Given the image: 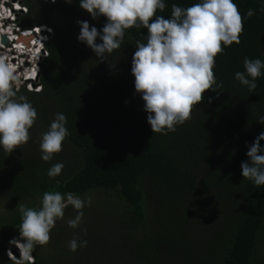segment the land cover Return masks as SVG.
Segmentation results:
<instances>
[{
  "label": "trees",
  "instance_id": "16d2710c",
  "mask_svg": "<svg viewBox=\"0 0 264 264\" xmlns=\"http://www.w3.org/2000/svg\"><path fill=\"white\" fill-rule=\"evenodd\" d=\"M17 2L27 10L17 13L18 28L48 25L52 37L40 64L41 92L20 90L38 112L31 139L9 156L0 150V264H21L7 256L9 241L18 236L16 209L19 204L39 207L45 191L81 197L112 192L122 221L111 219L105 199L84 209L76 238L88 244L73 253L64 242L67 222L58 220L54 241L48 242L54 255L43 257L36 247L35 264H264V186L240 174L246 145L264 130L256 122L264 115V77L257 79L253 93L233 78L243 71L244 57L264 60V13L246 19L240 44L217 55L214 72L223 87L207 90L190 120L161 135L151 132L130 74L134 47L145 40L146 30H126L120 49L98 62L77 41L76 21L87 20L99 30L103 17L93 21L77 0L70 5L63 0ZM195 2L165 0V10L157 14L168 17L171 4ZM234 2L242 17L260 7L258 0ZM57 112L65 114L70 135L62 151L44 162L40 133ZM56 162H63L62 173L49 179L47 169ZM70 212L71 206L64 218ZM119 223L125 225L122 235Z\"/></svg>",
  "mask_w": 264,
  "mask_h": 264
},
{
  "label": "clouds",
  "instance_id": "9594fccd",
  "mask_svg": "<svg viewBox=\"0 0 264 264\" xmlns=\"http://www.w3.org/2000/svg\"><path fill=\"white\" fill-rule=\"evenodd\" d=\"M11 7L0 8L1 29L15 33L6 34L8 44H2L0 32V150L6 156L20 146L27 144L30 130L37 123L38 112L26 95L20 90L41 92L40 83H35L40 75L36 60L47 53L43 43L33 47L37 35L29 43L19 44L18 37L24 36L17 27L15 14L27 10L17 2L8 0ZM53 3L56 0H52ZM72 4L73 0H63ZM78 7L95 21L103 17L105 22L97 29L87 20H77L79 32L76 37L95 55L98 62L106 61V55L120 49L125 32L131 28L146 30L145 40L137 41L131 56L130 74L134 78V92L143 101L146 122L152 133L167 135L177 130L191 119L193 107L201 102L207 90L216 92L223 87L217 81L214 68L217 55L233 44H240L244 31V21L256 12L264 13V0H258L260 7L255 11L248 9L242 17L234 0H196L187 7L173 3L170 16L158 15L166 8L165 0H77ZM10 13L12 16L10 17ZM5 15V16H4ZM44 26H39L42 28ZM0 29V31H1ZM19 29V30H18ZM10 32V31H9ZM48 32V31H47ZM17 37V38H16ZM99 41V42H97ZM47 42V41H46ZM39 44L41 46H39ZM40 47V48H39ZM33 50V53H31ZM38 57L35 60L34 54ZM264 55V52L261 53ZM47 56V55H46ZM44 58V57H43ZM110 64V66H112ZM264 77V60L260 58L243 59V71H236L234 80L249 93L257 88V79ZM38 86H33V84ZM257 123L264 125V115L257 117ZM64 113L53 114L46 131L40 133V159L49 162L54 154L62 151L63 142L70 135ZM264 130L260 131L246 145L247 161L240 163L243 179L257 187L264 186ZM64 168L63 162L51 164L46 175L49 179L58 177ZM87 199L72 192L45 191L39 198V207L33 208L19 204L20 214L18 236L9 243L8 250L20 255L8 258L23 264H35L33 250L47 245L50 234L58 220L63 219L64 210L71 206L76 215L67 221L68 227L76 229L83 222V209L89 205ZM86 239L74 237L67 243L68 250L75 253L78 248L87 247ZM15 246L16 250L13 249ZM7 252V253H8ZM18 253V252H17ZM20 257V258H19Z\"/></svg>",
  "mask_w": 264,
  "mask_h": 264
},
{
  "label": "rangeland",
  "instance_id": "374dc122",
  "mask_svg": "<svg viewBox=\"0 0 264 264\" xmlns=\"http://www.w3.org/2000/svg\"><path fill=\"white\" fill-rule=\"evenodd\" d=\"M7 2H8V0H0V8L2 7V11H4L5 12V10L3 9V8H6V9H9L12 5H11V2L10 3H8L7 4ZM44 2L45 3H50V4H52L53 2H52V0H44ZM22 14H26V12L24 11V12H21ZM5 16V15H4ZM15 16H16V18L18 19L19 18V16H18V14H15ZM0 18L2 19L3 18V16H0ZM19 20V19H18ZM17 20V21H18ZM39 26H41V25H38L37 27H33L32 29H30V30H25V31H23V34L25 35L26 33H28V32H33V30L34 31H38V30H42V28H38ZM18 27V26H17ZM43 31H42V34L41 35H39L40 33H37V35H39L38 37H36V39H35V37H34V39L36 40L35 41V43H33L32 45V49H33V47L35 48V47H37V45H38V43H40L41 41H44V39H45V42H41V45H42V43H43V47H45V50H46V41H49L50 40V38L52 37V30H51V28L48 26V25H44V27H43ZM19 30V29H18ZM6 31H8V29L6 30ZM48 31V32H47ZM33 37V36H32ZM31 37V38H32ZM44 38V39H43ZM33 39V40H34ZM40 44H39V46H41ZM40 48V47H39ZM47 51V50H46ZM31 53H33V50H31ZM47 55V56H46ZM44 57V58H43ZM48 57V52L47 53H45L44 52V54H43V56H41L40 57V59L39 60H36V64H37V69L40 67V64L43 62V60L45 59V58H47ZM35 83H39V81H38V79H37V81L35 82ZM33 84V86H38L37 84ZM82 199H87L90 203H89V205L88 206H86L84 209H87V208H89V207H91V206H93V205H95V204H97V203H99L100 201H102L103 199H105V202L107 201V203L109 204V207L111 208L110 209V211H109V215H110V217H111V219L112 220H120V222L122 221V217H121V214H122V212H119L120 211V209H117L118 208V206L116 205V204H118V199L116 198V195L115 194H113L112 192H93V193H91V194H88V195H86V196H84V197H81ZM102 203V202H101ZM3 205H4V203H0V212L3 210ZM83 209V210H84ZM70 214V216H68V217H63V219L64 220H66V222L69 220V219H71V218H73L75 215H76V212L73 210V213L72 212H70L69 213ZM83 220H84V216H83ZM58 222V221H57ZM56 222V223H57ZM80 227H78V234L80 233V229H79ZM117 228H118V231H119V234L118 235H122L124 232H125V225H122V224H120L119 223V225L117 226ZM57 229V227L55 226L53 229H52V231H51V234H53L54 232H56V231H58V230H56ZM76 230H77V228L76 229H72V228H70V227H68V225H67V223L64 225V228H63V232H64V234H65V237H68V240L66 239V238H64V242H68L69 241V239L70 238H73V236L74 237H76ZM89 230V229H88ZM88 230H84L83 232H86V231H88ZM92 231H96V229L95 228H92ZM87 233V232H86ZM50 234V241L49 242H52V241H54V237H53V235H51ZM73 235V236H72ZM65 245H66V248H68L67 247V243H65ZM111 248H112V246H110L107 250H105V253L106 254H109L111 251ZM38 253L39 254H41V256H43V257H49V258H51L53 255H54V252H53V250H52V248L50 247V244H47V245H44V246H38ZM18 252V253H17ZM17 252H12V251H9L8 253H7V255L9 256V258H12L14 255L15 256H17V254H18V256L20 255V253H19V249L17 250ZM20 258V257H19Z\"/></svg>",
  "mask_w": 264,
  "mask_h": 264
},
{
  "label": "bare ground",
  "instance_id": "6f19581e",
  "mask_svg": "<svg viewBox=\"0 0 264 264\" xmlns=\"http://www.w3.org/2000/svg\"><path fill=\"white\" fill-rule=\"evenodd\" d=\"M5 11H6V14H8V12H7V10H6V8H3ZM1 25H0V29H1ZM11 29V28H10ZM9 29V31H6V30H4V28L3 29H1V34H3L4 36L6 35V34H12V39L13 38H15V36H18V35H16V33H13V32H11V30ZM37 33H40L39 35H41L42 34V30L40 29V30H38V31H36ZM36 32H28V34H25L24 36H21V38L20 37H18V45L16 46V47H21V45H19V44H25L26 46H29V43L34 39V38H31L32 36H34V35H36ZM17 38V37H16ZM21 39H23V40H25V41H27V42H21ZM36 41V40H35ZM35 41H34V43H35ZM6 45V44H5ZM42 51H37L36 52V54H34V59L36 60L37 59V57H38V53H41Z\"/></svg>",
  "mask_w": 264,
  "mask_h": 264
},
{
  "label": "water",
  "instance_id": "95a60500",
  "mask_svg": "<svg viewBox=\"0 0 264 264\" xmlns=\"http://www.w3.org/2000/svg\"><path fill=\"white\" fill-rule=\"evenodd\" d=\"M1 42H2V44H8L9 39L7 38V36H1ZM21 42H27V41L21 39ZM14 249L16 250L15 246H13L12 250L14 251Z\"/></svg>",
  "mask_w": 264,
  "mask_h": 264
}]
</instances>
